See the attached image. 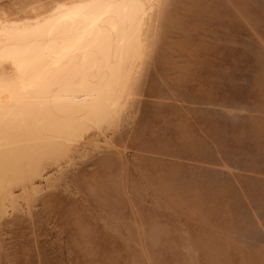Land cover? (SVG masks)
Listing matches in <instances>:
<instances>
[{
    "label": "rangeland",
    "instance_id": "374dc122",
    "mask_svg": "<svg viewBox=\"0 0 264 264\" xmlns=\"http://www.w3.org/2000/svg\"><path fill=\"white\" fill-rule=\"evenodd\" d=\"M156 3L118 119L0 189V264H264V0Z\"/></svg>",
    "mask_w": 264,
    "mask_h": 264
},
{
    "label": "bare ground",
    "instance_id": "6f19581e",
    "mask_svg": "<svg viewBox=\"0 0 264 264\" xmlns=\"http://www.w3.org/2000/svg\"><path fill=\"white\" fill-rule=\"evenodd\" d=\"M154 1L75 0L0 20V189L118 119L156 27Z\"/></svg>",
    "mask_w": 264,
    "mask_h": 264
}]
</instances>
